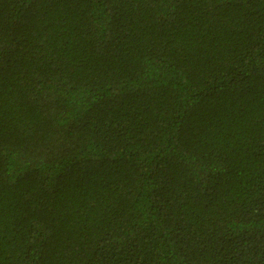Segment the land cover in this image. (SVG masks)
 Instances as JSON below:
<instances>
[{
  "label": "trees",
  "instance_id": "1",
  "mask_svg": "<svg viewBox=\"0 0 264 264\" xmlns=\"http://www.w3.org/2000/svg\"><path fill=\"white\" fill-rule=\"evenodd\" d=\"M0 264H264V0H0Z\"/></svg>",
  "mask_w": 264,
  "mask_h": 264
}]
</instances>
